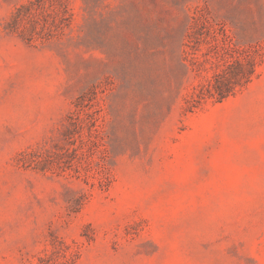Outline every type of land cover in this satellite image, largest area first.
I'll use <instances>...</instances> for the list:
<instances>
[{"label": "rangeland", "instance_id": "rangeland-1", "mask_svg": "<svg viewBox=\"0 0 264 264\" xmlns=\"http://www.w3.org/2000/svg\"><path fill=\"white\" fill-rule=\"evenodd\" d=\"M0 264H264V0H0Z\"/></svg>", "mask_w": 264, "mask_h": 264}, {"label": "trees", "instance_id": "trees-1", "mask_svg": "<svg viewBox=\"0 0 264 264\" xmlns=\"http://www.w3.org/2000/svg\"><path fill=\"white\" fill-rule=\"evenodd\" d=\"M249 70H250V74H252L253 71H254V66H253V64H250V66H249ZM220 87H221V85H218V86L216 87V88H217V92H218L219 94H222L221 91H220Z\"/></svg>", "mask_w": 264, "mask_h": 264}]
</instances>
